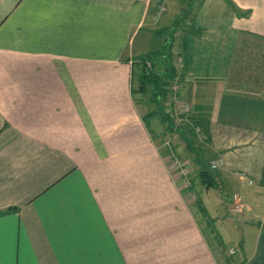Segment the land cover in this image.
<instances>
[{
  "label": "crops",
  "instance_id": "0c3cea01",
  "mask_svg": "<svg viewBox=\"0 0 264 264\" xmlns=\"http://www.w3.org/2000/svg\"><path fill=\"white\" fill-rule=\"evenodd\" d=\"M205 1L174 69L160 51L164 105L174 118L175 83L191 106L167 132L131 92L135 41L165 0H0V211L14 208L0 264H235L193 214L192 169L174 172L162 148L198 129L209 161L264 196V0H221L208 20Z\"/></svg>",
  "mask_w": 264,
  "mask_h": 264
},
{
  "label": "rangeland",
  "instance_id": "374dc122",
  "mask_svg": "<svg viewBox=\"0 0 264 264\" xmlns=\"http://www.w3.org/2000/svg\"><path fill=\"white\" fill-rule=\"evenodd\" d=\"M197 1L202 0H165L164 4L161 3L156 11L151 12L150 18L154 13L151 18L152 25L148 27V29L143 30L135 41V50L138 46L143 47L140 50L142 54H140V56H138L139 53L135 54V59L137 60L139 57H144L147 53L152 51H161L164 54L163 60L165 61V67L174 69L178 65L176 64L177 54L182 53L185 45V37L187 36V30L189 28L188 20L192 19L193 13L195 14L198 10H195ZM165 6L167 7L166 12ZM202 8L204 20H208L213 16L217 19L224 5L221 0H206ZM161 14L163 15L161 19L158 20ZM165 24L168 27L165 28ZM157 29H159L160 32L156 31ZM147 30L150 32V37L148 39ZM143 39H146V41L142 42ZM159 55L160 53L151 58V68L155 71H158L157 68L160 70V66H158V63L161 62ZM135 70V72L138 73V65ZM134 78L136 86L138 84L136 75ZM167 79H162L159 93L165 91L164 87H166V84L168 85ZM151 92V88H149L146 95L136 93V97L139 100L137 106L140 113L143 115L147 114L149 111L158 113L157 116L160 118L161 122H159L158 117L152 119L147 117L146 120H148L149 124L152 125L158 120L159 124L162 123L161 128L168 126L167 132H169L171 128L181 125V121H178L175 115L174 118H172V113H170L168 107L164 105L163 102L165 101H162V94L158 96L155 102L149 101L152 94ZM171 94L172 93H170V95ZM177 95L179 97V94ZM179 99L185 102L180 97ZM169 101L171 102L172 99L169 98ZM164 116L168 120L170 117L173 120H169V122L166 123V121H164ZM197 124L198 122H194L193 127ZM184 133L191 138V142L182 141L183 148L178 150L175 140L170 139H167V146L164 144L162 148L165 150L166 155H168L169 151L174 172L177 171L175 168L178 162L188 163L190 169H192L189 171L187 178H185L190 182L189 184L192 185L191 188H187L190 189L188 200H190L191 205L193 203L191 206L193 214L198 218L199 226L203 228L209 242L211 244L215 243V246H218L223 239L224 244L226 243L227 246L229 245L226 251L223 249L225 245L220 244L221 249L224 250L223 252L230 258L231 250H235V254L232 253L233 262H235V264H243L246 258L252 259L257 241L264 235V196L255 193V187L258 184L257 177L252 174L244 173L243 175V170L242 174L238 177L231 172L227 173L223 171V167L212 169L209 159L214 156V154L216 155V151L211 149L208 150L207 148L204 149L202 147L203 145L199 146V144H205L202 131H198L197 129V132H195L192 129L190 133H192L193 136L188 134V132ZM155 135L158 136L157 131H155ZM206 168L218 179L216 185L213 187L206 188L201 182L199 170ZM249 180H251V182L254 181L253 184L249 183ZM188 182H185V184L187 183L186 187ZM200 206L205 208L206 214L201 211ZM257 259L260 261L254 264H264V249L258 251Z\"/></svg>",
  "mask_w": 264,
  "mask_h": 264
},
{
  "label": "trees",
  "instance_id": "16d2710c",
  "mask_svg": "<svg viewBox=\"0 0 264 264\" xmlns=\"http://www.w3.org/2000/svg\"><path fill=\"white\" fill-rule=\"evenodd\" d=\"M159 53H160L159 51H152V52L147 53L144 57H141L140 59L133 61V65L135 69L137 68V65L139 66L138 73L135 72L136 70H133L132 72L133 82L131 86V92L133 95V100L136 102V104L137 102H139V100L136 97V93L146 95L149 88H151V91H152L149 101H156L158 99V96L160 95L159 90L161 88V82H162L163 76L161 75V73L152 69L151 64H150L151 58L158 55ZM135 75H136V80L138 83L136 86L134 83ZM154 113L155 112L153 111H149L147 114H144V119H146L147 117H151L152 115H154ZM198 124L200 125L201 123L199 122ZM202 129L204 130V127ZM199 176H200L202 184L206 188L213 187L216 185L215 177L213 176V174L211 173L209 169L207 168L200 169ZM200 207H201V211L205 212L206 214L205 208L203 206H200ZM11 209H14V208H7L4 211H9ZM4 211H0V212H4Z\"/></svg>",
  "mask_w": 264,
  "mask_h": 264
},
{
  "label": "built area",
  "instance_id": "2783aa9c",
  "mask_svg": "<svg viewBox=\"0 0 264 264\" xmlns=\"http://www.w3.org/2000/svg\"><path fill=\"white\" fill-rule=\"evenodd\" d=\"M177 86L175 83L171 85V99H172V104H173V110L174 114L177 118L178 121H183L187 118V115L191 112V106L190 104L183 102L179 99L177 93ZM211 168L212 169H217L223 165V160L222 158H215L210 161ZM181 170L184 171L186 164L184 162H178L177 165ZM231 249V248H229ZM234 252V250H231V254Z\"/></svg>",
  "mask_w": 264,
  "mask_h": 264
}]
</instances>
